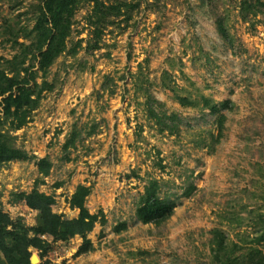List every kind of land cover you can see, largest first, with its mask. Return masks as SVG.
Segmentation results:
<instances>
[{
  "label": "rangeland",
  "instance_id": "1",
  "mask_svg": "<svg viewBox=\"0 0 264 264\" xmlns=\"http://www.w3.org/2000/svg\"><path fill=\"white\" fill-rule=\"evenodd\" d=\"M44 1L0 0V67L34 42ZM243 2L76 0L66 50L44 78L53 89L21 129L1 126L27 158L0 164V210L35 226L23 196L36 191L72 220L71 197L84 186L85 207L104 223L86 235L90 252L77 255L80 236L47 238L48 253L31 249V264H222L215 231L231 258L264 250V10L246 16ZM203 98L230 102L219 141ZM156 104L180 118L174 133L148 117ZM152 182L174 209L143 224L137 210Z\"/></svg>",
  "mask_w": 264,
  "mask_h": 264
},
{
  "label": "trees",
  "instance_id": "2",
  "mask_svg": "<svg viewBox=\"0 0 264 264\" xmlns=\"http://www.w3.org/2000/svg\"><path fill=\"white\" fill-rule=\"evenodd\" d=\"M76 0H45L41 9V19L35 26L34 42L27 46L20 45V50L10 60H6L0 67V164L15 160L26 159L27 156L17 149L11 142L12 138L2 132L1 126L9 125L10 130L17 131L27 122L29 114L34 111L45 91L52 90V86L45 80L48 69L54 61L65 52L67 40L70 36V21L74 12ZM264 10V0H244L241 12L247 15H256ZM120 11V8H118ZM119 13V12H118ZM216 29L224 40H229V34L221 19L215 21ZM31 57V58H30ZM36 61V63H34ZM40 75V76H39ZM41 79V82H38ZM181 106H195V102L187 98L178 97ZM156 103V102H155ZM229 101L212 104L208 99L202 100V106L208 109L211 115H217V140L222 137L225 115L229 110ZM148 117L154 121L159 132L174 133L180 118L175 114L161 111L160 105L147 107ZM75 135L65 143V149L73 147ZM40 162V165L45 163ZM42 173L47 174L49 166ZM89 188L78 186L70 200V207L77 209V218L69 220L63 215L53 213V199L36 191L23 196L26 205L37 212L35 226L27 227L21 222L13 223L9 216L0 210V264H31L32 250L43 258L50 249L47 238L53 241H65L75 236L83 238L77 255L88 253L92 244L86 240L96 223L99 215L90 214L85 207V199L89 195ZM174 204L161 200L156 195V183L152 182L145 187L141 197L137 218L143 224H160L166 221L173 213ZM125 224L117 226V231L125 230ZM264 245V235L258 240ZM215 253L223 255L222 264H264V250L252 248L246 254L231 258L227 255V245L219 231H215Z\"/></svg>",
  "mask_w": 264,
  "mask_h": 264
},
{
  "label": "water",
  "instance_id": "3",
  "mask_svg": "<svg viewBox=\"0 0 264 264\" xmlns=\"http://www.w3.org/2000/svg\"><path fill=\"white\" fill-rule=\"evenodd\" d=\"M31 261H32V262H37V258H36L35 256H33V257L31 258Z\"/></svg>",
  "mask_w": 264,
  "mask_h": 264
}]
</instances>
